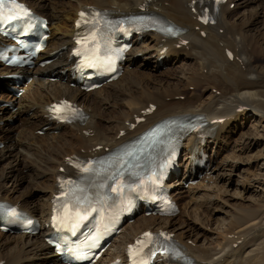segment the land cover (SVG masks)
Instances as JSON below:
<instances>
[{
  "label": "bare ground",
  "instance_id": "1",
  "mask_svg": "<svg viewBox=\"0 0 264 264\" xmlns=\"http://www.w3.org/2000/svg\"><path fill=\"white\" fill-rule=\"evenodd\" d=\"M25 1L35 13L48 18L51 31L45 53L54 52V55L50 64L23 68L20 71L21 75L32 78L31 82L24 85L25 92L21 96L6 90L11 84L6 75L12 71L0 63V143L3 144L0 148V200L15 203L27 214L37 216L43 228L39 233L28 236L0 231V261L3 264H28L26 261L29 260L38 264H59L44 238L48 232L45 223L49 222L52 197L57 190L56 181L62 174L61 169L71 171L69 164L74 156L104 154L105 149L119 146L167 117L201 114L208 122H212L209 125V136L195 139L191 135L188 138V145L182 148L187 168L174 176L170 185L182 186L188 179H196L198 172L193 173L191 169L190 155L200 148L206 152L212 148L214 166L209 173L198 178V187L183 190L181 194H178L179 190H174L172 195L181 202L182 210L190 202L197 203L202 199L211 208L213 206L215 209V206L220 205V198L211 192L217 193L229 182L223 179L225 173L218 172L221 164L226 165L233 156L235 160L227 164L232 171L241 162L240 157L244 152L258 149L259 143L262 144L259 139L264 140V64L260 63L264 59H259L264 58V27L260 34L250 33L256 22L257 10L254 13L252 11L249 18L240 23L235 22V13L230 9L229 3L235 2L234 6L238 8L247 3V0H226L219 5L220 10L214 23L205 25L197 18L202 7L211 5L208 0ZM87 5H94L116 15L138 12L144 7L179 26L183 32L173 40L155 31L143 33L140 40L136 36L134 45L126 56L123 74L101 88L84 92L71 86L74 74L70 51L76 31L74 21L78 12ZM183 41L187 43L184 44ZM164 48L166 50L163 52ZM179 61L184 64L189 61L193 65H187L179 74L172 76L171 88L170 84L163 87L161 82H143L142 73L137 70L141 66L164 68ZM51 73L57 76L55 81H52ZM189 86L196 88L189 91ZM207 90L211 92L210 95L202 98ZM181 95L184 96L182 99ZM63 97L83 107L85 118L81 123L68 125L51 120L48 105ZM9 102L17 107L16 111L12 112L5 107L4 104ZM151 104L156 105V108L149 115H143L142 112ZM105 108L109 113L104 123L105 119L102 118ZM142 116L145 121L131 129L136 118ZM218 118H224V121H214ZM247 118H254L257 126L243 130L242 137L239 138L243 140L232 143L234 130L238 126L241 129L243 120ZM43 126L47 130L39 135ZM220 150L231 152L225 157L221 154L223 162L217 163ZM260 152L256 157H261L264 164V151ZM221 177L223 182L220 184ZM257 177L256 182L253 178L242 181L239 191L245 193L256 184L261 186L264 175ZM15 183L18 187L13 189L16 187ZM21 187L23 189L19 190ZM199 187L207 189L201 188L203 191L199 193L201 196L197 201L195 193ZM263 208L264 201H261L246 208H238L235 212L231 211L230 218L220 221L221 237L218 240L214 237V246L196 243L203 232L194 224H178L176 217L165 219L141 213L134 222L122 226L121 234L113 238L97 264H107L113 259L123 262L126 242H131L143 230L158 228L173 233L175 240L181 244L184 255L192 260L191 264H264V256L260 254L262 247L264 251ZM260 240L262 243L258 244Z\"/></svg>",
  "mask_w": 264,
  "mask_h": 264
},
{
  "label": "rangeland",
  "instance_id": "2",
  "mask_svg": "<svg viewBox=\"0 0 264 264\" xmlns=\"http://www.w3.org/2000/svg\"><path fill=\"white\" fill-rule=\"evenodd\" d=\"M46 1L51 2L52 0H46ZM234 4H235V2H230L229 3V7L235 13V16H234L235 22L238 21L240 23L245 18H247V17L249 18L250 14H252V11L254 13V10H257L258 15H257V18H256V22L253 25V27L251 28L252 31H250V33L256 35L258 33L260 34L261 32H263V27H264V14H263L264 13V0H247V3H244L243 6L241 5L238 8H236L234 6ZM232 19H233V17L231 18V20ZM140 56H141V58H143L142 55H140ZM259 59H264V58H259ZM255 60L257 61V59H255ZM258 61H260V60H258ZM260 63L264 64V60L262 62H260ZM183 64L184 63L179 61V62L173 63V64H171V65H169L167 67H164V68L155 69L152 66H141V67L137 68V70L142 73L143 82L144 81H146V82H154V83L161 82L163 87L164 86L166 87L168 84H170L169 88H171V87H173V85H172V82H173L172 81V76L174 74H179V72H181L183 70V68L185 69L187 65H193L192 62H189V61H187L184 65ZM179 67H181V68H179ZM179 69H180V71H179ZM164 73H165V75H164ZM163 79L165 81H163ZM201 80H203V78H201ZM194 87L195 86H189L188 90L189 91H191V90L194 91L195 88H196V87L195 88ZM210 93L211 92L209 90L205 91L202 98L208 97L210 95ZM176 97H178V96H176ZM183 97H184L183 95L180 96L181 99ZM109 109H111V108L109 107ZM12 112H14V110ZM101 112H102V110H101ZM103 113H104V115H103L102 119L103 120L105 119L103 121L105 123L107 121L106 119L108 117L107 113H109L108 109L105 108ZM250 120H249V118H247V120L244 119L241 129H240V126H238L234 130V132L236 134L235 133H233V134L231 133L233 135V142L232 143H234V144L235 143H239L240 140H243V138L239 139V138L242 137L241 135L243 134V130L247 131L249 128L252 129V128L257 126V122H256V120H254V118H250ZM11 122L12 121L10 120L9 123H11ZM45 130H47V129H45ZM53 133H55V132H53ZM41 134H39V135H41ZM259 141L262 143L261 145L259 143V148L258 149L254 148L253 150H249L247 152H244V155H241V157H240L241 162H239V164H237L233 168L234 170L232 169V171H230V166L227 165V164H229V161L235 160V159H233L234 158L233 156L231 158H229V160H228L226 165H225V163L221 164V168L219 169L218 172L220 174L225 173V174H223L224 175L223 179H226L229 182L226 185L223 183L224 184L223 187L220 190H218L217 193L216 192H211V194L213 193L214 196L219 197L220 200H221V203H219L220 205L215 206V209H214L213 206L211 208L208 205H206V203H204L205 200H203V199L199 200V197L201 196L199 193L200 192L202 193V191L204 189H207L206 187H203V188L199 187L198 190H197L198 193L195 191L196 192L195 194L197 195V197H195V199H197V201L199 200V202H197V203L190 202L192 204L189 203L190 205L188 204V205H186L184 207V208H187L186 210L184 208L182 210L181 202L178 201L179 205L181 206L180 210L183 211L182 213H179L178 215L175 216L176 219L178 220V224H179V222L180 223H184L185 222L187 224H194L196 227H200V230L203 233L201 234V237L199 239H196V243H198L199 245L200 244H205V245L214 246L216 244V240H218L221 237L220 236V232H219L220 229H221V226H220V221L221 220H225V219L230 218V216H231L230 214L232 212H235L236 209H238V208H246L248 206L253 205V203H260L261 201H264L263 200L264 199V183H262L261 186H257V184L254 185V187L252 189L245 191V193H242V192L239 191L240 184L245 182L247 179L250 178L252 180V178H253V179H256L255 180V182H256L257 179H258V177L256 178V176H259L260 174L264 175V166H263L264 164L262 163L263 159L261 157H260V159L256 157L257 154L261 153L260 150L264 151V147H263L264 140H261V138H260ZM1 147H3V146H0V148ZM222 149H224V148H222ZM211 150H212V148H211ZM229 152H231V151L220 150L219 157L217 159V163H220V161L223 162V160H222L223 157H225V155H227ZM221 154H223V157L221 156ZM253 158H254V160H251ZM182 160H183V153H182V156H181V161ZM242 160H243V162H242ZM248 160H251V161H249L247 163L246 161H248ZM261 166H262V168H261ZM260 169H261V171H260ZM257 170H258V172H257ZM23 174H26V172H24ZM223 179H222V177L220 178V182H219L220 184L223 182ZM11 185L9 184V186L13 188V186H11ZM15 185H16V187L13 188V189H16L18 187L17 183H15ZM196 186L198 187V182L195 183V184H188V185L186 184V185H182V186L181 185L180 186H176L177 188L175 187L174 190H179L177 192H179L178 194H181L180 192H182L183 190L191 189V188L196 187ZM21 189H23V187H21L19 190H21ZM188 193H189V191H188ZM186 194H184L183 196L187 197ZM209 194H210V192H209ZM185 200H188V198L185 199ZM218 202H220V201H218ZM216 208H218V209L216 210ZM251 209H254V208H251ZM255 209H258V208H255ZM263 210H264V208L261 211H263ZM261 211H259V212H261ZM214 237H215L216 240L214 239ZM211 238H212V240H211ZM262 241H263L262 245L264 246V238L262 239ZM260 243H262L261 240L258 242V244H260ZM262 250H263V247L260 250V254H261V256H264V251H262ZM26 263H28V264H33V263L38 264L37 262H33L31 260L26 261ZM39 264H49V263L45 262V263H39Z\"/></svg>",
  "mask_w": 264,
  "mask_h": 264
},
{
  "label": "snow or ice",
  "instance_id": "3",
  "mask_svg": "<svg viewBox=\"0 0 264 264\" xmlns=\"http://www.w3.org/2000/svg\"><path fill=\"white\" fill-rule=\"evenodd\" d=\"M20 13H24V15H27V11L23 8L22 5L16 2V0H7V3H0V20H13L17 19L20 15ZM97 16L99 13L96 14ZM81 18L83 19L85 17V13H80ZM81 21H77V26H79ZM84 23H88L87 20H84ZM167 31H171V29H167ZM79 43V41H78ZM94 66V65H90ZM85 171H88V169H85ZM123 188L122 183H120L117 180V185L113 187V191H121ZM9 214L12 216H18L19 213L15 209H9ZM85 217L81 216L80 219H84ZM68 219V215L66 213V216L61 219L59 222L63 224ZM53 220L56 221L57 217H53ZM75 227V225H73ZM160 236H163L165 240L169 239L167 236H165L164 233H160ZM144 237L146 239L143 240H137L135 245H130L128 249V255L129 259L131 260V264H138L137 257L140 256V254L144 251L145 248H148L150 245L155 243V238L152 236L151 233H144ZM60 246L57 245V250H59ZM166 250V249H165ZM154 254V253H153ZM177 258L179 257V253L176 254ZM139 264H148L146 260H142L139 262Z\"/></svg>",
  "mask_w": 264,
  "mask_h": 264
}]
</instances>
